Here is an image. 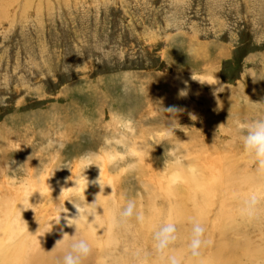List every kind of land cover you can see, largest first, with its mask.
Returning a JSON list of instances; mask_svg holds the SVG:
<instances>
[{
  "label": "rangeland",
  "instance_id": "374dc122",
  "mask_svg": "<svg viewBox=\"0 0 264 264\" xmlns=\"http://www.w3.org/2000/svg\"><path fill=\"white\" fill-rule=\"evenodd\" d=\"M192 71L215 77L216 85L192 81ZM180 89L186 97H179ZM173 105L180 111L164 110ZM117 115L134 122L130 148L151 152L131 172L122 171L131 158L113 167L105 162L101 182L111 185L104 187L110 193L91 183L83 193L80 179L74 190L80 201L110 195L117 219L129 200L136 205L125 226L113 227L109 247L90 244L84 264H165L177 250L184 264L192 224L203 226L206 239L220 212L227 242L238 239L241 247L247 240L253 247L248 257L245 248L236 254L241 263L264 264V196L253 219L240 214L252 192L264 193V175L244 153L246 132L238 127L264 118V0H0V205L16 208L29 222L27 231H65L57 217L70 193L60 195L61 188L81 177L77 158L99 150L104 137L117 131ZM169 122L175 135L156 145L153 135ZM47 138L64 147L41 152ZM172 145L183 159L179 169L164 164ZM173 172L221 181L206 199H195L187 196L190 187L182 176L174 183L178 195L170 196L164 187ZM82 175L92 181L99 170L92 166ZM25 187L32 196L25 205L30 209L22 210ZM174 204L192 216L175 217ZM151 205L159 214L151 219L156 228L146 233ZM169 223L177 238L162 260L154 234ZM73 229L65 231L68 240ZM229 246L223 247L228 255Z\"/></svg>",
  "mask_w": 264,
  "mask_h": 264
},
{
  "label": "clouds",
  "instance_id": "9594fccd",
  "mask_svg": "<svg viewBox=\"0 0 264 264\" xmlns=\"http://www.w3.org/2000/svg\"><path fill=\"white\" fill-rule=\"evenodd\" d=\"M191 80L199 83L201 86H213L216 85L214 83L215 77L207 74H198L196 72L191 73ZM187 85V82H184ZM179 97H186L187 91L186 89H180L178 93ZM165 111L169 113H177L180 109L173 105L169 106L168 108H164ZM116 120V128L117 131L110 136H105L103 140L102 147L97 151L85 152L81 154L77 159L82 169V173L92 167L96 166L99 170V175L96 179L89 181L87 176L82 175L81 177H77L76 179H71L74 181L73 187L61 188L60 195H63L66 191L70 193L69 198L67 201L73 205L75 208V214L71 217L65 216L64 219L67 222L68 227H75V235H72L71 242L67 245V248L60 258L58 264H84V261L89 257L91 254V246L87 239L76 238V233L80 231V222L81 221H88V217H96L97 215V208L93 209L90 205L96 203L97 198L101 192H103L104 187L110 186V184L102 183V172L103 168L102 165L107 164L108 167L117 166L119 163L124 162L125 160L131 158L130 162L126 164V167L122 169L124 172H131L135 171L140 163V156L147 151L148 155H150V150L146 147H139L136 145H132L131 148L128 143L129 135L134 134V122L130 117H123L117 115L115 117ZM241 130L245 131L246 134L241 137L243 150L244 153L247 154L252 158V162L256 165V170L259 174L264 175V118L257 119L252 121L248 124H242L238 126ZM175 127L172 126L171 122H169L167 128L163 131H159L155 133L152 137L153 143L156 145H163L166 141H170L171 138L175 135L174 134ZM182 130V129H181ZM183 131V130H182ZM63 148V144L57 145L56 141L47 138L46 142L41 145V152H46L52 150L54 147ZM122 149V151H121ZM179 147L172 145L168 148L167 151L164 153L165 167L171 163L177 169L183 167V159L179 155ZM70 170V169H69ZM190 172H195V168L190 167L188 169ZM71 171V170H70ZM54 175V170L51 173L50 177ZM49 177V178H50ZM83 179L84 188L83 193L88 188L89 183L92 185H97L100 188V193L97 194L95 198V202L93 203H83L80 201L79 197L75 194L74 190L80 189V179ZM173 183L179 181L180 176L178 172H173L172 176L170 177ZM112 188V187H111ZM113 191V189H112ZM25 187L24 190V199L21 203L23 206L22 210H27L30 208L25 207L29 203V197H31ZM85 196V195H84ZM262 196L264 193L261 192H252L248 199L245 200L244 206L240 210V214L243 218H247L248 220L253 219L257 214V205L259 204ZM135 202L129 200L127 202V206L120 212L119 218H113L112 226H119L122 224L127 223L134 215L135 210ZM35 219V217H34ZM59 223L61 220V216L57 217ZM136 219L138 221H142L143 217L140 215H136ZM204 232L205 229L199 222H194L191 228V235H190V242L188 244V250L192 258H198L201 255V248L206 246L209 241L204 239ZM176 226L175 224L169 223L161 227L157 232L154 234V250L157 255L164 260L167 250L169 246L175 242L176 240ZM69 236L68 234H63V238L56 241L54 248L58 245L64 244L65 237ZM97 264H104L103 260H98ZM165 264H182V260L177 256H167L165 260Z\"/></svg>",
  "mask_w": 264,
  "mask_h": 264
},
{
  "label": "bare ground",
  "instance_id": "6f19581e",
  "mask_svg": "<svg viewBox=\"0 0 264 264\" xmlns=\"http://www.w3.org/2000/svg\"><path fill=\"white\" fill-rule=\"evenodd\" d=\"M186 174H184L185 176H183L181 175V173H179V176L180 178L183 176V179H187V183L189 184L188 187H190L186 192L188 194L187 196L190 197L191 195H193V197H191L195 199L198 196H201L202 198L206 199L209 194H212L217 190L216 185L219 181H221L216 175H211L207 178H202L197 177L199 175H195V173H189L187 175ZM170 177L167 179L168 183L166 187H164V191L167 194H170V196H177V186H174V183L172 182ZM195 186L197 190L195 192H192ZM106 191L110 193L109 189L104 190L103 193L105 194ZM109 199L110 195L108 196V199H106L105 196L99 195L95 203L97 208L96 217L94 218L89 216L88 221L80 222V231L78 233L80 234L81 238L87 239L89 244L91 245L99 246V249H105L106 247H109L115 240L112 222L113 218L115 217L114 213L117 211L118 205L110 202ZM92 202H95L94 198ZM109 203L112 204V206H110ZM204 203L205 201L203 200L202 203L199 204L200 208L198 210L199 213L197 214V217L194 215L196 221H198L197 219H199L198 216L202 212L201 208L204 206ZM61 205L63 207L61 206L62 208L59 211L61 215V220L60 223L58 222V225L65 229V231H70L74 228L72 231V235H75V227H68L64 217H71L75 214L76 210L73 205L66 203V201L63 202ZM180 206V204H174L173 207L170 209V213L175 215V217L180 216L181 219L188 215L190 216V214L188 212H185L184 209ZM0 207V211L2 210L3 212L2 218H0V264H58L60 258L62 257L64 251L67 248V245L71 242V240H68L65 237L64 244L58 245L56 248H54L56 241L63 238V234H65V231H57L56 228L52 227L48 228V230L39 229L37 232L27 231L25 228L29 225V222H27L24 217L20 215V213L15 212L17 210L16 208L15 210L13 207L9 209L6 202H4V205H0ZM149 209L151 211L149 214L150 218L148 216L147 217L151 220L153 216L156 217V215L159 214V211L156 207H153V205H151ZM152 212L154 213L152 214ZM222 215V212L218 213L217 218L214 219L211 228L207 232L205 240L209 241L210 243L201 248L200 257L192 258L190 255H188L184 259V264H243L240 261V257L236 254L239 253L241 248H245L243 251L241 250V252H245V256L248 257L250 252L249 248L253 247L249 246L248 248V245L246 243L247 240L244 241L245 244L241 247L238 244V239H231V243L227 242L228 237L225 235L226 232H223V228L226 227V224H224V222H227V220L222 221L220 224V219ZM189 216L188 218H190L192 215L190 217ZM169 217H172V215L169 214ZM22 219H24L25 223H23ZM100 221H108V223L110 224L109 227H103L104 225H102ZM58 225L56 224V227ZM122 226L125 225L122 224ZM118 227L121 228L120 225ZM155 228L156 224L152 220L149 224H145L144 226V230H146V233L148 231H153ZM76 238L78 239L77 233ZM102 241L103 246H101L102 243H100ZM229 244H231V246L228 247L230 252L228 255L224 251L225 249L223 247ZM255 249H257V247L252 249V253L254 255L258 254ZM182 254L183 253L181 250H177L172 253V255L177 257L182 256ZM234 254L236 256L233 257L232 255ZM255 260L256 258L250 260V262L252 263Z\"/></svg>",
  "mask_w": 264,
  "mask_h": 264
}]
</instances>
